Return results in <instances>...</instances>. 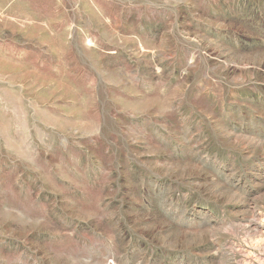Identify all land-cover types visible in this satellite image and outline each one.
<instances>
[{
  "label": "rangeland",
  "instance_id": "374dc122",
  "mask_svg": "<svg viewBox=\"0 0 264 264\" xmlns=\"http://www.w3.org/2000/svg\"><path fill=\"white\" fill-rule=\"evenodd\" d=\"M0 264H264V0H0Z\"/></svg>",
  "mask_w": 264,
  "mask_h": 264
}]
</instances>
